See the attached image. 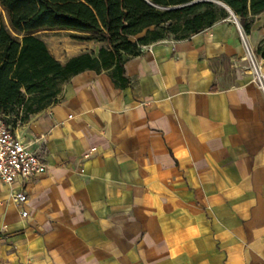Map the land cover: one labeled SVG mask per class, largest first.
Listing matches in <instances>:
<instances>
[{"label": "crops", "instance_id": "crops-1", "mask_svg": "<svg viewBox=\"0 0 264 264\" xmlns=\"http://www.w3.org/2000/svg\"><path fill=\"white\" fill-rule=\"evenodd\" d=\"M247 37L264 71V12ZM43 40L63 64L106 45ZM244 53L229 16L145 45L125 79L61 81L13 128L47 170L0 182V264H264V94Z\"/></svg>", "mask_w": 264, "mask_h": 264}, {"label": "trees", "instance_id": "trees-1", "mask_svg": "<svg viewBox=\"0 0 264 264\" xmlns=\"http://www.w3.org/2000/svg\"><path fill=\"white\" fill-rule=\"evenodd\" d=\"M196 0H0V116L14 128L56 100L58 83L85 69L110 68L125 79L124 64L142 47L172 35L185 39L230 16L213 1ZM251 31L264 0H219ZM66 29L75 39L105 42L98 57L84 53L65 64L37 32ZM259 54L264 57V50Z\"/></svg>", "mask_w": 264, "mask_h": 264}, {"label": "built area", "instance_id": "built-area-1", "mask_svg": "<svg viewBox=\"0 0 264 264\" xmlns=\"http://www.w3.org/2000/svg\"><path fill=\"white\" fill-rule=\"evenodd\" d=\"M239 32L251 62L249 69L253 71L254 80L264 94L263 63L259 56L251 52L244 33ZM46 170L47 164L32 149L31 143L18 136L14 129L0 116V182L12 184L19 178L27 181L44 174ZM13 196L21 209V215L26 216L28 212L23 208V205L28 201L27 194L23 191H17ZM5 228L3 226V229Z\"/></svg>", "mask_w": 264, "mask_h": 264}, {"label": "rangeland", "instance_id": "rangeland-1", "mask_svg": "<svg viewBox=\"0 0 264 264\" xmlns=\"http://www.w3.org/2000/svg\"><path fill=\"white\" fill-rule=\"evenodd\" d=\"M217 6H221L220 4L216 3ZM0 14L2 17V20L4 21V23L7 25V27H9L8 24V18H7V14L5 12L4 9L0 8ZM233 19V18H232ZM244 33V31H243ZM38 36L42 39H47V40H51V47L54 48L56 51H59L62 54H66L69 52H73L74 50L72 49L73 47L68 46L70 44H73V46H75V49H80V50H93V48H98L100 44H102V42H97L94 40H90V41H81L78 39L74 38V35H77L76 32L71 31V30H66V29H54V30H49V29H45V30H41L39 32H37ZM246 42L251 50V52H253L255 55L258 56V54L256 53V50H254L248 42V37L247 35L244 33ZM169 37L174 38L172 35H170ZM104 43V42H103ZM243 43V41H242ZM243 47H244V51H245V56H244V63L245 66H247L248 68L250 67V60H249V56H248V51L246 48V45L243 43ZM252 75H253V71L250 69L249 70ZM60 82L58 83L57 87H59ZM18 124V123H17ZM13 125L14 128H18V125Z\"/></svg>", "mask_w": 264, "mask_h": 264}, {"label": "water", "instance_id": "water-1", "mask_svg": "<svg viewBox=\"0 0 264 264\" xmlns=\"http://www.w3.org/2000/svg\"><path fill=\"white\" fill-rule=\"evenodd\" d=\"M199 1H213L215 3L220 4L222 7H224L230 13V16L235 20L239 31L243 32L242 26H241L237 16L235 15V13L231 9V7H229L226 3L222 2V1H219V0H196V1H193V3L194 2H199Z\"/></svg>", "mask_w": 264, "mask_h": 264}]
</instances>
